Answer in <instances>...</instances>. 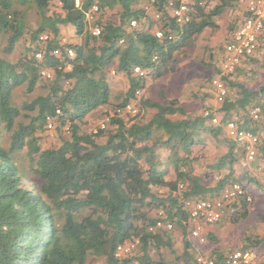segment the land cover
I'll list each match as a JSON object with an SVG mask.
<instances>
[{"label": "trees", "instance_id": "16d2710c", "mask_svg": "<svg viewBox=\"0 0 264 264\" xmlns=\"http://www.w3.org/2000/svg\"><path fill=\"white\" fill-rule=\"evenodd\" d=\"M140 1L82 0L81 6H76L75 0H0V39L7 42L4 50L13 51L20 39L29 42L17 61L0 58V264H89L91 257L104 258L105 264H128L132 259L117 258L115 249L136 238L140 239L139 260L196 264L185 201L219 197L234 182L249 194L253 184L264 189V182L247 166L250 163L264 170V84L249 83L260 49L246 57L234 75L223 76L228 90L224 101L207 107L216 110L217 124L203 112L188 114L177 98L166 103L140 98L141 110H156L148 121L139 118L140 111L132 121L115 111L107 121L111 126L107 130L93 133L85 129L90 112L111 104L106 70L112 64L129 82L118 109L136 99L137 91L148 81L175 71L181 61L178 54L187 57L198 36L206 28L216 29L219 16L235 5V0H187L190 19L178 23L169 3L177 7L183 0H154L152 11L161 12L166 22L159 26L164 33L159 38L151 12L136 6ZM15 2L28 7L15 8ZM94 4L98 6L97 19L91 23L86 12ZM32 7L38 11L37 27L27 24L26 12ZM133 18L143 20V27L131 28ZM242 21L238 19L232 30ZM69 24L76 27L80 42H62L61 26ZM94 25L101 29L98 36L91 32ZM42 33H49L45 42L39 39ZM263 41L264 36L260 46ZM67 47L74 50V58L68 56ZM56 49L61 50L60 57L52 54ZM40 51L42 60L36 57ZM221 64L215 66L209 83L221 73ZM245 64L252 70L246 81L240 77ZM136 66L146 74L135 73ZM43 69H51L54 77H43ZM43 80L46 93L33 96L22 107L14 104L16 88L25 85L29 94ZM255 107L261 110L253 119ZM22 115L30 121L16 123ZM48 117H55L53 123L58 124L59 143L43 148L41 133L48 127ZM229 121L258 135L253 161H247L242 142L226 134L224 125ZM2 123L5 130L17 126L8 147L2 141ZM211 140L227 150L207 164L209 171L199 172L196 164L207 159ZM24 148L34 179L32 187L25 186L15 159ZM235 164L246 168L237 176L232 169ZM215 172L220 174L219 180L211 185L208 179L214 178ZM161 188L166 189L163 195L158 193ZM251 204L245 195L232 200L220 221L246 219ZM159 210L183 232L182 252L175 246L171 229L149 230L159 218L153 213ZM207 238L219 243L213 234ZM263 242L264 235L250 234L239 248H258ZM219 245L211 257H224ZM162 246L173 253L172 260L159 253ZM153 250H158L157 259Z\"/></svg>", "mask_w": 264, "mask_h": 264}, {"label": "rangeland", "instance_id": "374dc122", "mask_svg": "<svg viewBox=\"0 0 264 264\" xmlns=\"http://www.w3.org/2000/svg\"><path fill=\"white\" fill-rule=\"evenodd\" d=\"M246 2L247 0H235V5L231 8H228L223 12L222 15L219 16V26L216 29L206 28L198 36L195 45L187 57H185L183 53H179L177 57L181 61L177 65L175 71L170 72L157 80L148 81L145 84V88L140 90L138 97L136 99H132L131 101L136 105L138 111H140V115L138 113V116L142 121H148L156 110L155 108H146L141 110L140 98L150 99L152 101L156 100L163 103H166L172 98H177L181 102L182 106H184L187 113L191 115L201 114L209 105H217L213 95L214 90L209 83V79L215 74V66H219L220 62H222L221 57L226 39L228 38V34L231 32L230 30L233 28L232 25H234V23L241 17L242 12L245 9ZM146 3L147 0L145 3H143V7L146 5ZM14 6L15 8H19L21 10H25L28 7L27 5H19L17 2H15ZM150 18L152 21L155 20L152 15ZM26 20L29 26L31 25V27H37L39 22L37 9L34 7L30 8L29 11L26 12ZM154 22L157 23V25H155L156 27L158 26V28L159 26L166 24L164 21L163 23H158L157 21ZM77 38V41L80 42V38ZM28 43L29 42H26L24 39H20L13 51L6 52L4 47L6 46L7 42L4 38L0 39V58H6L10 61H17L18 58H20V56L24 53L25 47L28 45ZM259 49L260 50L257 53L260 60L257 63H252V68L254 69L255 74H253L254 76L249 77V83H254L255 86L258 87L264 84V41ZM247 65L245 64L244 66L246 70L245 74L240 75V77H242V79L245 81L247 80V76L251 74L252 71ZM113 71H115V73ZM106 73L111 86V104L93 110L87 115V124L85 125V129L87 131H92L93 133L99 131L100 124L104 122L107 117L114 115L115 111L117 110V104L123 101L129 87V83L125 80L124 75L122 73H118L113 64L108 68ZM53 77L54 73L52 74L51 78ZM45 84L46 80H43V82L37 85L34 92L29 94L25 93V85L16 88L13 93L14 104L18 107H22L23 103L27 100H30L33 96L46 93L48 91V87L45 86ZM204 102L206 104H204ZM29 114L32 115L35 114V112H29ZM138 116L127 113L122 114V117L126 121L135 120ZM18 121L28 123L30 121V117L22 115L17 118L16 123ZM15 127H17L16 124L13 126L12 130H5L4 123H2V141L6 147L10 146ZM109 127H111L110 124L107 125V128L104 130H107ZM64 129H67V127H62V131ZM40 142L43 148L54 146L59 143V127L57 123H52V127L48 126L47 129L45 128L43 130L41 133ZM207 149V159L196 164V168L199 172L209 171L207 164L215 161L218 156L224 154L227 150V147L218 143L216 140H211ZM26 155V149L24 148L16 153L15 159L19 166V172L24 177L25 186L32 187L34 179L28 170L29 165ZM247 166L251 167L252 172L264 182V170H261L257 166H251L250 163H247ZM232 169L234 170V174L237 176L246 168L242 167V165L235 164L233 165ZM219 176L220 174L215 172L214 178H209L208 181L211 183V185H214L219 180ZM160 190L158 193L161 195H163L166 191L164 188H161ZM249 190L252 195L250 213L246 219H242L236 224L235 222H232L233 220L227 221L229 225L226 227L222 239L229 242V244L225 246V249L222 245H219L220 247L222 246L223 249L221 250L224 252H226L229 248L241 247V245L245 242L246 237L250 234L260 233L264 235V189H259L253 184ZM160 211L162 210L157 212L154 211L153 214L159 217ZM212 225L215 224L206 225L205 229H208V226ZM168 231H170L172 234L175 246L177 247L178 251L182 252L184 249L185 239L183 232L179 227L175 226V224L174 227ZM205 231L207 232V230ZM193 242L194 244L192 253L194 256L197 254L210 256L211 253L217 248V245L209 238H207V242L204 244H200L195 241ZM157 252L158 250L152 251L154 259H157L158 257ZM159 253L164 255V257H166L168 260H172L174 258L173 253L170 252L168 247L162 246L159 249ZM88 263L105 264V260L104 258L91 257Z\"/></svg>", "mask_w": 264, "mask_h": 264}, {"label": "built area", "instance_id": "2783aa9c", "mask_svg": "<svg viewBox=\"0 0 264 264\" xmlns=\"http://www.w3.org/2000/svg\"><path fill=\"white\" fill-rule=\"evenodd\" d=\"M206 0H201L200 3ZM82 0H75L76 6L81 5ZM154 0H151V5ZM189 1L183 0L180 6L175 7L173 2L169 3L172 7L171 14L176 17L178 23L187 22L190 19L188 11ZM150 5V6H151ZM148 8V7H147ZM98 6L92 5L86 12L87 20L94 23L97 19L96 13ZM153 18L158 23H163L164 18L161 12H154ZM143 21V20H142ZM142 21H138L133 18L130 20L129 25L131 28L143 27ZM93 35L98 36L101 33L99 26L94 25L91 27ZM157 37H163V30L157 28L155 30ZM264 36V0H247L246 2V14L243 21L233 29L229 35V40L224 46V59L220 67V74H217L211 79V86L214 90V99L217 103L224 101L227 95V86L223 76L234 75L242 61L249 56L254 55L260 46V40ZM49 33H42L40 35V41L45 42L49 39ZM69 57L75 56L74 50L71 47L66 48ZM55 56L60 57L62 52L60 49L53 51ZM36 57L39 60L43 59L42 52L36 53ZM135 73L139 75H145L146 70L141 69L139 66L134 68ZM42 75L45 77H51V73L48 69L42 70ZM140 91H137L139 94ZM259 107H255L252 110L253 119L258 118ZM116 112L119 115L122 114H136L138 108L132 102L128 103L122 108H118ZM60 114V110H57ZM204 116L209 117L212 123H219V117L215 109L206 108L203 112ZM55 117H48L49 127H52V123ZM107 117L104 122L100 124V129H106L108 125ZM226 134L233 139L241 141L246 153L247 161H253L257 155L259 137L253 131L240 127L236 122L229 121L224 125ZM162 191V190H160ZM246 196L248 202H252V195L247 193L245 188L239 183L234 182L230 186L226 187L216 198H195L185 201V206L190 212V219L188 221L189 235L193 241L204 244L207 242V235L205 232L206 225L214 224L221 220L225 214L226 206L229 202L237 199L240 196ZM157 228L172 229L173 223L164 219L163 211H160V216L157 222L152 225L149 230L155 231ZM140 248V239L125 241L119 243L115 249V256L119 259L131 258L132 260L128 264H156L149 263L147 261L139 260L137 258ZM196 264H264V242L258 248L253 249H241V248H229L224 254L222 259H217L211 256H205L203 254L195 255Z\"/></svg>", "mask_w": 264, "mask_h": 264}, {"label": "crops", "instance_id": "0c3cea01", "mask_svg": "<svg viewBox=\"0 0 264 264\" xmlns=\"http://www.w3.org/2000/svg\"><path fill=\"white\" fill-rule=\"evenodd\" d=\"M146 0H141L136 6L137 7H143V3H145ZM151 0H147V3L146 5L144 6V9H147V12L150 13L151 12V15H153V11L151 9ZM148 7V8H147ZM246 8V6H245ZM246 10V9H244ZM245 13V12H244ZM242 13L241 17L239 18V20L241 19H244V16L245 14ZM61 35H62V42L64 43H78L79 41L78 40V35L76 33V27L69 24V25H64V26H61ZM114 66H116L115 64H113ZM67 70H70L71 69V66H67L66 68ZM108 71V69L106 70ZM115 73V71H113ZM246 70L244 69V73L243 75L245 74ZM125 77V80L128 82V79L127 77L124 75ZM242 78V77H241ZM129 83V82H128ZM153 101H156V100H153ZM216 101V100H215ZM156 102H159V101H156ZM160 103H163V102H160ZM227 221H232L231 219L229 218H226L218 223H216L215 225H212V226H208V229H205L207 230L206 232V235L210 236L211 234L215 235L218 239H219V243L220 245H222L225 249V246L229 244V242L227 241H224L222 239L223 235H224V231L226 230V227L229 225L227 223ZM234 222V221H232ZM237 222H235L236 224ZM226 242V243H225ZM216 244V245H218ZM233 244V243H231ZM222 246L220 247V249H223Z\"/></svg>", "mask_w": 264, "mask_h": 264}, {"label": "clouds", "instance_id": "9594fccd", "mask_svg": "<svg viewBox=\"0 0 264 264\" xmlns=\"http://www.w3.org/2000/svg\"><path fill=\"white\" fill-rule=\"evenodd\" d=\"M81 4H82V2H81ZM81 6V5H80ZM246 9V8H245ZM75 57V56H74ZM73 57V58H74ZM71 58V57H70ZM67 66H70L69 64L67 65ZM67 68V67H66ZM49 71H50V73H51V77H52V74H53V72H52V70L51 69H48ZM43 77H45V76H43ZM51 77H45V78H51Z\"/></svg>", "mask_w": 264, "mask_h": 264}]
</instances>
